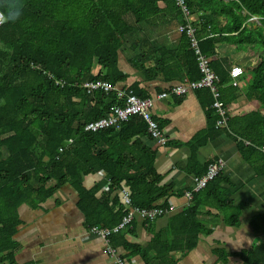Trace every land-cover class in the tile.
<instances>
[{
  "label": "trees",
  "instance_id": "1",
  "mask_svg": "<svg viewBox=\"0 0 264 264\" xmlns=\"http://www.w3.org/2000/svg\"><path fill=\"white\" fill-rule=\"evenodd\" d=\"M186 3L193 14L205 12L210 16L195 25L197 38L218 77L220 99L228 115V127L217 129L210 93L198 92H204L211 101L209 131L233 135L244 158L264 166L260 151L264 146V0ZM0 11L6 18L0 25V264H17L14 237L20 225L18 210L24 204L38 207L70 186L77 193V207L87 229L113 228L125 215L122 189L130 192L134 207L147 210L173 194L170 186L162 185L163 176L155 169L156 151L143 141H153L143 118L132 116L119 130L84 131L86 124L107 116L113 105L122 102L115 92L88 94L83 86L104 81L117 88L126 79L118 59L127 38L138 27L179 25L181 19L174 0H0ZM12 12L18 13L15 19L10 18ZM217 15L224 16L223 25L213 19ZM253 18H258L257 28L247 26ZM219 44L249 45L263 52L245 70L249 82L245 97L257 107L251 112H229L239 86L232 84L227 58L216 56ZM132 65L147 80L159 76L183 82L200 79L194 52L184 34L176 49L153 47ZM131 92L146 98L136 89ZM197 139L200 137L192 147L189 165L196 178L214 162L200 169L194 159L202 143ZM100 171L106 174L109 188L98 196L100 185L89 187L84 180ZM221 173L193 194L186 211L171 218L167 232L174 240L162 243L155 259L143 256L146 264H175L170 255L189 252L198 236L206 232L198 220L200 208L211 205L223 210L230 205L221 192L210 191ZM161 208L168 210L166 202ZM237 223V218L231 221V225ZM254 228L264 237V217L255 221ZM167 232L157 235L154 243H161ZM119 234L110 242L119 239ZM124 246L143 254L138 248ZM240 258L243 264H264V240Z\"/></svg>",
  "mask_w": 264,
  "mask_h": 264
},
{
  "label": "crops",
  "instance_id": "2",
  "mask_svg": "<svg viewBox=\"0 0 264 264\" xmlns=\"http://www.w3.org/2000/svg\"><path fill=\"white\" fill-rule=\"evenodd\" d=\"M207 17L210 16L205 12L193 14L196 24ZM213 19L221 25L225 23L222 15L214 16ZM259 25L258 18L247 22L250 28ZM180 40L178 22L168 27L142 26L127 38L123 52L119 55L118 68L126 79L117 88L125 91L136 89L139 95L154 99L152 113L160 123L166 143L163 145L149 139L143 141L156 151L155 169L163 176L162 185L170 186L173 194L156 202L158 207L166 202L168 210L163 216L153 222L136 216L131 225L120 232L119 239L114 238L111 245L127 264H146L143 256L155 259L161 244L174 240L167 229L171 218L189 207L184 193L193 187L196 178L189 172V165L192 147L199 136L197 140L202 143L196 148L194 159L200 169L213 161L224 162V170L210 191L212 194L216 190L221 192L230 205L223 210L203 205L198 220L206 232L198 236L192 250L186 253L174 252L170 259L175 264H243L240 254L250 251L264 240L263 234L254 228L255 221L264 217V166L261 163L252 164L244 158L239 141L233 135L209 131L208 111L211 101L204 92H190L181 98L158 100V94L183 81L164 79L163 76L147 80L132 65L141 54L153 51V47L176 49ZM262 53L249 45L216 46L217 57L227 58L231 68L237 66L243 71L238 80L236 99L229 107L232 114L251 112L257 108L245 97L249 86L245 70L253 66ZM147 67H152V63ZM98 71V68L95 69L96 73ZM211 134L213 136L209 139ZM84 183L99 184L98 196L109 188V181L103 171L87 177ZM115 195L114 192L111 198ZM77 201V193L70 186H65L38 207L24 204L19 208L20 225L14 237L18 245L14 254L17 264H114L107 254L106 244L92 236L85 227V218L77 207ZM235 218L238 223L234 226L231 221ZM164 232L167 233L161 243L159 241L156 245L155 238ZM124 243L140 249L143 254L132 253L125 248Z\"/></svg>",
  "mask_w": 264,
  "mask_h": 264
},
{
  "label": "built area",
  "instance_id": "3",
  "mask_svg": "<svg viewBox=\"0 0 264 264\" xmlns=\"http://www.w3.org/2000/svg\"><path fill=\"white\" fill-rule=\"evenodd\" d=\"M176 7L180 12V24L178 25V32L187 37L190 48L194 52L196 62L198 64L200 79L197 81H184L178 85L172 86L156 96V99L163 100L170 97L181 98L190 92H198L206 90L212 97L211 109L216 117V128H227L228 115L221 102V93L218 88V77L213 72L210 65V58L206 56L200 46L197 38L196 22L193 19V13L188 7L186 0H174ZM4 15L0 11V25L3 23ZM243 71L241 67H233L230 71V77L233 81V86H238V80L242 77ZM58 85L62 86L61 82ZM83 88L88 94L96 91H103L106 94L115 92L117 99L122 104H115L110 108L107 116L90 122L84 126L85 132L95 133L103 130L114 128L119 130L123 123L127 122L132 116H140L146 122L147 132L153 140L158 141L160 144H165L166 140L158 122L154 119L152 109L154 99L140 98L134 95L131 91H125L111 87L107 82L96 81L88 82ZM264 154V146L260 148ZM225 164L222 160H217L211 163L205 174L201 177L194 179L193 187L185 192L184 196L190 202L194 193H198L205 189L206 186L213 181L224 170ZM91 185H89L90 187ZM122 204L124 207L125 215L119 225L113 228L91 227L88 232L106 244V251L114 264H127V262L117 254L116 249L111 245L110 239L113 235L118 234L128 228L134 218L139 216L147 222H153L158 217L163 216L167 211L161 207H154L152 209H139L132 205L130 192L127 189L120 191Z\"/></svg>",
  "mask_w": 264,
  "mask_h": 264
},
{
  "label": "clouds",
  "instance_id": "4",
  "mask_svg": "<svg viewBox=\"0 0 264 264\" xmlns=\"http://www.w3.org/2000/svg\"><path fill=\"white\" fill-rule=\"evenodd\" d=\"M17 15H18L17 12H12L10 18L15 19Z\"/></svg>",
  "mask_w": 264,
  "mask_h": 264
},
{
  "label": "water",
  "instance_id": "5",
  "mask_svg": "<svg viewBox=\"0 0 264 264\" xmlns=\"http://www.w3.org/2000/svg\"><path fill=\"white\" fill-rule=\"evenodd\" d=\"M2 22H3V23H4V22H6V18H5V17H4V19H3V21H2Z\"/></svg>",
  "mask_w": 264,
  "mask_h": 264
},
{
  "label": "rangeland",
  "instance_id": "6",
  "mask_svg": "<svg viewBox=\"0 0 264 264\" xmlns=\"http://www.w3.org/2000/svg\"><path fill=\"white\" fill-rule=\"evenodd\" d=\"M249 83V82H248Z\"/></svg>",
  "mask_w": 264,
  "mask_h": 264
}]
</instances>
